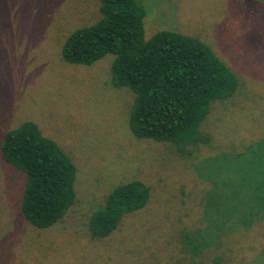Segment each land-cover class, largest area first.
I'll return each mask as SVG.
<instances>
[{
	"label": "rangeland",
	"instance_id": "obj_1",
	"mask_svg": "<svg viewBox=\"0 0 264 264\" xmlns=\"http://www.w3.org/2000/svg\"><path fill=\"white\" fill-rule=\"evenodd\" d=\"M137 1L145 38L159 30L197 37L234 72L236 91L211 105L200 128L206 143L180 151L137 137L134 93L112 84V55L90 65L61 55L74 29L99 19L100 1L0 0V144L32 121L75 169L72 206L40 229L20 211L24 174L0 154V264H188L183 229L205 242L200 260L264 264V205L243 219L256 207L252 191L259 186L264 196V174L255 170L264 152L246 155L264 140V0ZM131 180L148 186L145 205L110 235L92 237L91 213Z\"/></svg>",
	"mask_w": 264,
	"mask_h": 264
},
{
	"label": "trees",
	"instance_id": "obj_2",
	"mask_svg": "<svg viewBox=\"0 0 264 264\" xmlns=\"http://www.w3.org/2000/svg\"><path fill=\"white\" fill-rule=\"evenodd\" d=\"M99 1V19L67 36L61 47L62 58L90 65L112 55V84L134 93L129 123L135 136L169 142L180 151L183 146L206 143L201 124L215 101L229 98L236 91L234 72L197 37L159 30L145 38V11L137 0ZM249 150L252 155H262L264 140L250 145L246 155H250ZM0 154L24 174L20 200L24 218L40 229L59 221L74 202L75 169L67 154L32 121L5 132ZM255 170L264 174L262 166ZM259 188L252 191L256 207L244 212L243 219L263 207L264 196ZM149 194L148 186L139 180L114 187L88 219L91 236L110 235L125 214L145 205ZM180 242L189 255L188 264L223 262L219 255L209 262L200 260L206 244L187 229L181 231Z\"/></svg>",
	"mask_w": 264,
	"mask_h": 264
}]
</instances>
